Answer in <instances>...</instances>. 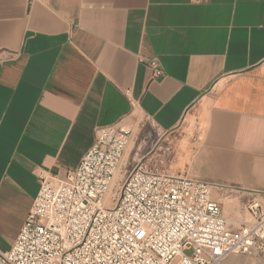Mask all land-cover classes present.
<instances>
[{
    "label": "crops",
    "instance_id": "0c3cea01",
    "mask_svg": "<svg viewBox=\"0 0 264 264\" xmlns=\"http://www.w3.org/2000/svg\"><path fill=\"white\" fill-rule=\"evenodd\" d=\"M191 110L202 135L171 173L264 209V0H0V250L40 174L63 179L98 127L141 115L171 133ZM220 264H264V253Z\"/></svg>",
    "mask_w": 264,
    "mask_h": 264
},
{
    "label": "built area",
    "instance_id": "2783aa9c",
    "mask_svg": "<svg viewBox=\"0 0 264 264\" xmlns=\"http://www.w3.org/2000/svg\"><path fill=\"white\" fill-rule=\"evenodd\" d=\"M150 66L153 77L162 75L156 62ZM131 135L117 124L98 127L63 179L40 174L0 264H220L231 255L264 253V209L256 196L239 206L249 217L233 219L219 200L239 199L232 186L169 173L142 158L127 169Z\"/></svg>",
    "mask_w": 264,
    "mask_h": 264
},
{
    "label": "rangeland",
    "instance_id": "374dc122",
    "mask_svg": "<svg viewBox=\"0 0 264 264\" xmlns=\"http://www.w3.org/2000/svg\"><path fill=\"white\" fill-rule=\"evenodd\" d=\"M126 128L131 129L132 135L125 150L123 167L130 169L142 158L141 161L146 162L148 165H156L160 169L168 170L171 173L172 171L168 168V160L176 158L182 161L190 157L192 138L195 136L197 139L202 135L203 115H200L199 111L192 112L191 110L179 127L171 133L158 131L148 119L141 115L137 117L133 127ZM159 144H162V146L159 147ZM148 159L150 160L148 161ZM118 177L117 174L116 179ZM219 200L223 204L224 213L229 217L233 219L249 217L247 212L240 209L244 202L243 197L235 199L232 196H224Z\"/></svg>",
    "mask_w": 264,
    "mask_h": 264
}]
</instances>
